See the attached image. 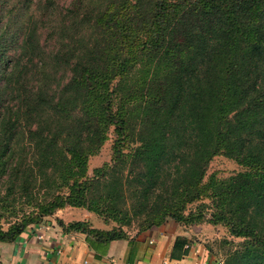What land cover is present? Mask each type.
Returning <instances> with one entry per match:
<instances>
[{
	"label": "trees",
	"instance_id": "obj_1",
	"mask_svg": "<svg viewBox=\"0 0 264 264\" xmlns=\"http://www.w3.org/2000/svg\"><path fill=\"white\" fill-rule=\"evenodd\" d=\"M136 1L135 13L127 14L116 9L120 0L99 10L86 6L87 0H72L68 19L50 22L53 34L69 33L70 40L73 35L78 48L59 47L56 59L70 73L56 98L46 83L18 79L21 105L31 120L27 127L20 112L14 120L0 112V181L11 166L8 191L0 198L7 200L16 189L36 198L42 194L44 214L66 203L81 205L88 181L80 183L79 197L77 180L71 183L77 197L56 192L70 184L77 166L86 168L87 157L113 125L115 155L95 173L93 181L105 189L93 205L108 202L117 213L126 190L141 199L152 193L161 216L149 227L167 215L182 220L186 205L206 194L202 181L210 161L224 153L247 168L219 180L211 194L215 211L209 222H224L232 235L244 238L224 264H264V0ZM56 5L57 0H45L46 10L30 15L23 48L32 49L31 60L45 53L37 20L45 25L41 18ZM78 23L91 33L81 34ZM7 58L3 51L0 68ZM18 74L25 79L29 72ZM127 166L128 174L138 170L135 179L125 178ZM86 223L70 226L86 232L88 240L125 236ZM22 231L1 229L0 240ZM185 243L178 239L174 254Z\"/></svg>",
	"mask_w": 264,
	"mask_h": 264
},
{
	"label": "rangeland",
	"instance_id": "obj_2",
	"mask_svg": "<svg viewBox=\"0 0 264 264\" xmlns=\"http://www.w3.org/2000/svg\"><path fill=\"white\" fill-rule=\"evenodd\" d=\"M45 0H0V55L3 51L8 55L7 62L2 63L0 68V90L2 92L0 96V112L3 113L5 119H16L21 114L20 121L27 127V124L31 121L30 117L25 112L26 107L22 106L20 94V87L18 79L26 85H40L45 84L50 92V97L56 98L60 93L62 87L67 83L69 79V68L63 62L56 59L59 47H63L65 50L68 48H78V42L75 41L73 35L70 40L69 33L64 38H58V34L52 32L50 22L53 23L54 19L67 16L66 7L72 0H57V5L45 12V16L41 19H45L46 24L43 25L41 21L37 20V25H41L40 30V42L45 44V53L42 56V52H38V56L32 59V49L25 50L23 48V41L26 38L28 31L32 25H30L31 13L40 15L41 10L44 9ZM111 0H87L86 6L89 5L91 9L97 8L103 9L109 5ZM27 3V4H26ZM103 3V6H101ZM136 0H120L118 7L110 5L109 9L114 10L120 8L123 13L134 14V9H131ZM25 4V5H24ZM24 7L25 11L19 10L18 7ZM86 8V7H85ZM84 8V9H85ZM83 9V10H84ZM96 10V11H97ZM70 19V18H69ZM91 28V27H90ZM78 31L81 34L91 33V29L87 27L85 23H78ZM71 33V32H70ZM53 35V36H51ZM69 37V38H68ZM224 39V37H223ZM227 42V39L224 40ZM81 44V43H80ZM9 57H11L9 59ZM20 69L27 70L28 76L24 77L18 74ZM7 71V72H6ZM24 88V87H22ZM116 133L114 126L112 125L107 132V138L100 148L94 153L90 154L86 159V168L82 169L77 166L74 169L70 184L61 187L57 190V195H70V197H77V193L73 192V184L78 181V197L79 190H81L80 183L89 182L90 187L86 192L85 200L81 205L63 204V206L57 208L51 214H44L40 207L39 202L43 198L36 194H29V192L23 193L20 189L14 192L7 200H2V196H5L8 191V183L10 182V170L2 175L0 181V230H10L11 228H21L24 230L29 227H35L48 218L54 216L58 211L63 210L67 207L74 208L78 207V210L83 211L85 214L92 213L99 221L100 229L106 231H117L119 234H133L137 231H141L150 225L151 221L159 220L161 212H157L158 204L156 200V194H149L146 199H141V195H135L130 193L128 190L125 192V201L120 200L119 205L120 211L112 213L109 208L108 202H101L97 205L92 204L94 196H97V192L104 191V187L97 185L96 181H93L95 173L99 169H104L107 163H112L115 155L114 143L116 140ZM134 147L131 144L124 148L125 152H130L131 148ZM129 167L125 168V178L134 177L138 174L137 171H133L132 174H128ZM247 168L241 165L236 159L231 158L224 153L216 154L210 161L206 170L205 176L202 181V186L205 189V195L193 203H188L186 207L180 212L183 215L182 220H176L172 216H168V219H174L181 224L186 225L189 228H198L202 224H212L210 232L205 235H210L209 247L211 252L216 256L218 264H224V261L228 253L237 248L240 243L243 242V237H237L230 233V228L224 222L217 221L211 223V213L215 211V205L212 201L213 186L219 180L227 178L239 171L246 170ZM26 176V175H25ZM20 178L16 182L17 188L19 189L21 182L23 183L27 176ZM8 180L4 181V179ZM12 180V178H11ZM23 180V181H22ZM132 182H130L131 184ZM96 184V185H95ZM77 190V188H75ZM47 188L46 193H48ZM52 196H50L51 198ZM116 209V207H115ZM201 216H200V215ZM160 215V216H159ZM87 226L93 224L87 221Z\"/></svg>",
	"mask_w": 264,
	"mask_h": 264
},
{
	"label": "crops",
	"instance_id": "obj_3",
	"mask_svg": "<svg viewBox=\"0 0 264 264\" xmlns=\"http://www.w3.org/2000/svg\"><path fill=\"white\" fill-rule=\"evenodd\" d=\"M79 221L100 229L95 215L67 207L12 240H0V264H218L208 245L211 236L205 235L210 223L189 228L167 219L133 234L98 241L70 226ZM180 238L186 243L174 254Z\"/></svg>",
	"mask_w": 264,
	"mask_h": 264
}]
</instances>
